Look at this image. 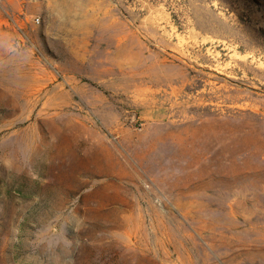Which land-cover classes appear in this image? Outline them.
<instances>
[{
	"label": "rangeland",
	"instance_id": "374dc122",
	"mask_svg": "<svg viewBox=\"0 0 264 264\" xmlns=\"http://www.w3.org/2000/svg\"><path fill=\"white\" fill-rule=\"evenodd\" d=\"M0 264H264V0H0Z\"/></svg>",
	"mask_w": 264,
	"mask_h": 264
}]
</instances>
